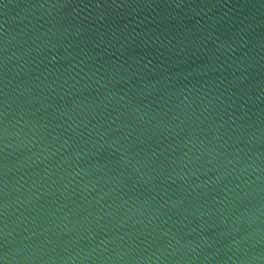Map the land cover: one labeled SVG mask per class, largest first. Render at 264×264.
<instances>
[{
    "label": "water",
    "instance_id": "water-1",
    "mask_svg": "<svg viewBox=\"0 0 264 264\" xmlns=\"http://www.w3.org/2000/svg\"><path fill=\"white\" fill-rule=\"evenodd\" d=\"M2 264H264V0H0Z\"/></svg>",
    "mask_w": 264,
    "mask_h": 264
},
{
    "label": "snow or ice",
    "instance_id": "snow-or-ice-1",
    "mask_svg": "<svg viewBox=\"0 0 264 264\" xmlns=\"http://www.w3.org/2000/svg\"><path fill=\"white\" fill-rule=\"evenodd\" d=\"M0 264H2V262H0Z\"/></svg>",
    "mask_w": 264,
    "mask_h": 264
}]
</instances>
